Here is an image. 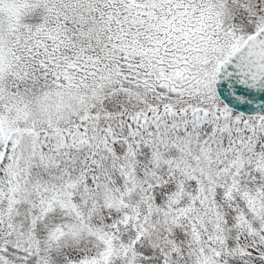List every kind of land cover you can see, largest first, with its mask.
<instances>
[{
    "label": "snow or ice",
    "instance_id": "obj_1",
    "mask_svg": "<svg viewBox=\"0 0 264 264\" xmlns=\"http://www.w3.org/2000/svg\"><path fill=\"white\" fill-rule=\"evenodd\" d=\"M0 264H264V0H0Z\"/></svg>",
    "mask_w": 264,
    "mask_h": 264
}]
</instances>
